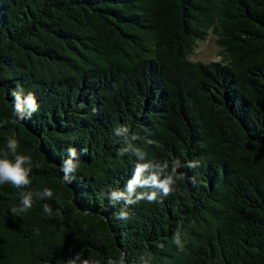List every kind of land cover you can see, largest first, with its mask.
<instances>
[{
	"label": "trees",
	"instance_id": "16d2710c",
	"mask_svg": "<svg viewBox=\"0 0 264 264\" xmlns=\"http://www.w3.org/2000/svg\"><path fill=\"white\" fill-rule=\"evenodd\" d=\"M210 33L222 58L192 60ZM21 88L40 105L22 121L11 95ZM120 126L145 161L178 159L184 176L163 204L128 206L127 220L108 196L138 162L118 154ZM11 138L31 157V184L0 185V264L76 253L99 264H143L142 254L147 264H264V0H0V156ZM69 147L79 157L70 184ZM45 188L50 199L37 195ZM20 191L33 203L14 215Z\"/></svg>",
	"mask_w": 264,
	"mask_h": 264
},
{
	"label": "clouds",
	"instance_id": "9594fccd",
	"mask_svg": "<svg viewBox=\"0 0 264 264\" xmlns=\"http://www.w3.org/2000/svg\"><path fill=\"white\" fill-rule=\"evenodd\" d=\"M11 95L13 96V111L18 120L22 121L26 117H31L33 113L39 111V103L35 96V93L28 91L24 94L23 89L13 90ZM114 133L117 137L124 139L128 147L123 148L118 153L123 155L129 150L137 157V163L135 165L132 176L127 180L124 189H113L108 193L109 199L113 202L123 201L124 207L120 209L118 218L121 220H127L130 213L127 211L128 206L138 204L141 200H147L149 203L163 204L164 197H167L176 191V184L178 180H183L184 176L178 174V168H180V161L174 160L169 163L145 161L146 153L138 147H132L131 140L136 139L133 135L131 140L129 139V129L126 126H120L114 129ZM8 151L4 152L0 156V185L10 183L17 189L27 188L31 184L29 173L31 172V157L24 154L17 153L18 141L11 138L7 142ZM67 157L61 164V171L63 173V182L71 183L74 174L79 168V157L77 150L74 147L67 148ZM11 154V156L9 155ZM188 167L196 168V162H189ZM137 189H150V191H137ZM32 193L20 191V205L11 206L10 211L14 215H21L26 213L32 207ZM40 199L51 198L53 192L49 188H45L42 193L37 194ZM43 211L47 214H51V207L45 203ZM59 211V210H57ZM173 242L179 247H183L179 232L174 235ZM140 260L143 264H147L145 256L142 254ZM66 264H99L98 261L82 258L80 253H76L75 256L70 257ZM106 264H126L123 255L117 260L108 258Z\"/></svg>",
	"mask_w": 264,
	"mask_h": 264
},
{
	"label": "rangeland",
	"instance_id": "374dc122",
	"mask_svg": "<svg viewBox=\"0 0 264 264\" xmlns=\"http://www.w3.org/2000/svg\"><path fill=\"white\" fill-rule=\"evenodd\" d=\"M216 40L217 36L210 33L206 40L199 41L191 59L205 63L219 61L222 58L221 48L217 45Z\"/></svg>",
	"mask_w": 264,
	"mask_h": 264
}]
</instances>
